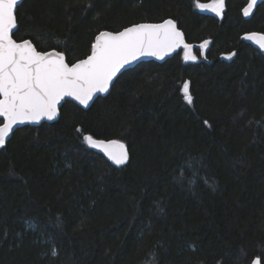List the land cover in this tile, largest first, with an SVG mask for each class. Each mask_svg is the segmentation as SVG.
Segmentation results:
<instances>
[{
    "label": "trees",
    "instance_id": "obj_1",
    "mask_svg": "<svg viewBox=\"0 0 264 264\" xmlns=\"http://www.w3.org/2000/svg\"><path fill=\"white\" fill-rule=\"evenodd\" d=\"M212 1L21 2L13 38L69 64L103 30L166 18L197 59L141 61L88 108L65 100L56 121L14 130L0 148V264H264V55L240 38L264 32V2L244 19L246 0L220 16L196 6ZM84 135L123 141L129 159L109 163Z\"/></svg>",
    "mask_w": 264,
    "mask_h": 264
},
{
    "label": "snow or ice",
    "instance_id": "obj_2",
    "mask_svg": "<svg viewBox=\"0 0 264 264\" xmlns=\"http://www.w3.org/2000/svg\"><path fill=\"white\" fill-rule=\"evenodd\" d=\"M20 2L0 0V148L5 146L15 126L56 119L66 97L88 106L96 93L109 91L113 78L121 69L142 56L164 59L182 46L185 61L197 59L192 46L184 42V35L176 23L167 19L162 23L133 25L116 33L101 32L91 46L90 55L69 65L62 52H40L29 40L17 42L13 38L18 27L15 12ZM256 3L257 0H250L243 15L249 16ZM196 6L210 8L221 15L224 0H214L211 5L198 3ZM245 39L254 41L264 50V34H248ZM207 44L205 41L200 48ZM234 55L229 54L226 58L231 59ZM181 91L184 100L191 104L193 98L187 81ZM83 141L103 151L116 165H123L129 159L121 141L97 140L91 135H84ZM252 264H262L261 257H256Z\"/></svg>",
    "mask_w": 264,
    "mask_h": 264
},
{
    "label": "water",
    "instance_id": "obj_3",
    "mask_svg": "<svg viewBox=\"0 0 264 264\" xmlns=\"http://www.w3.org/2000/svg\"><path fill=\"white\" fill-rule=\"evenodd\" d=\"M22 1H23V0H21V2H22ZM246 1H247L246 4H245V5L242 7V9H241V13H242V16H243L244 19H250V18L253 16V14H254V12H255L257 6H258L260 3L264 2V0H257L256 5H254L253 9L251 10L250 15L247 16V17L243 15V10H244L246 7H248V5H249V3H250V0H246ZM21 2L18 4V6L21 4ZM16 10H17V9H16ZM15 14H16V12H15ZM167 19H171V18H166V19H164V20H167ZM164 20H163V21H164ZM171 20H173V19H171ZM163 21H160V22H138V23H135V24H131V25H129V26H126V27L122 28V29L119 30V31H122V30L125 29V28L131 27V26H133V25H137V24H142V23L156 24V23H162ZM173 21H174V20H173ZM174 22H175V21H174ZM175 23H176V22H175ZM176 26H177V24H176ZM177 28H178L179 31L182 32V30L179 29L178 26H177ZM15 30H16V29H15ZM15 30H14V31H15ZM105 31H106V32H112V33L119 32V31H110V30H103V31H101V32H105ZM101 32L97 33L96 36L99 35ZM182 33H183V32H182ZM252 33H256V34H264V32H260V31H249V32H245V33H243V34L241 35V37H240L241 40H243L244 42L250 44L251 46H253L255 49H257L260 53H262V54L264 55V50H261V49L259 48V46L255 44L254 41H249V40L245 39V36H246V35H248V34H252ZM96 36L94 37L93 43L95 42V38H96ZM24 40H29L30 42H32L30 39H24ZM21 41H23V40H21ZM21 41H17V42H21ZM184 42L187 43V42L185 41V38H184ZM93 43H92V44H93ZM32 44H33V43H32ZM187 44H189V43H187ZM33 45H34V44H33ZM189 45H191L192 47H193V46H196L195 44H189ZM200 45H201V44H200ZM200 45H199V46H200ZM91 46H92V45H91ZM36 49H37V48H36ZM181 49H183L182 46H181L180 48L176 49L174 52H171V53H169L168 55H166V56L164 57V59H159L158 57H154V56H142V57L138 58L136 61H133L131 64L126 65L125 68L121 69V71H120L119 73H117V76L113 78V82H112V84L114 83L115 79L118 77V75H119L120 73H122L124 70H126V69H128V68H132V67H134L137 63H139V62H141V61H149V60H153V61H156V62L162 63V62L166 61L167 59L171 58L172 56H174L175 54H177ZM37 51H39V50L37 49ZM51 51H57V52H60V51H58V50H56V49H51V50H47V51H40V52H51ZM90 52H91V49H90ZM62 53H63V52H62ZM63 54H64V53H63ZM88 55H90V53H89ZM88 55H87V56H88ZM87 56H86V57H87ZM86 57H84V58H82V59H85ZM82 59H79V60H82ZM65 60H66V58H65ZM79 60H77V61H79ZM77 61H75L74 63H76ZM66 62H67V61H66ZM67 63H68V62H67ZM68 64H69V63H68ZM72 64H73V63H72ZM69 65H71V64H69ZM187 82H188V81H187ZM112 84L109 86V90H110V88L112 87ZM108 92H109V91H108ZM108 92H106V93H96V94L94 95L93 99H92L91 101H89L88 106L81 105V104H79L78 101H75L74 99H72V98H70V97H66L65 100L73 101L74 103H76V104L79 105L80 107L86 109V108H88V107L92 104V102L95 100V98H96L98 95H106ZM65 100H64V101H65ZM64 101L61 102V106H62V104L64 103ZM61 106H60V108H61ZM60 108H59V114H60ZM58 118H59V115H58V117H57L56 119H54V120H52V121H49V120H47V119H42L39 123H24V124H20V125L15 126V127H14V130L17 129V128H19V127L25 126V125L37 126V125H39V124L42 123V122H53V121H56ZM0 119L2 120V118H0ZM13 132H14V131H13ZM13 132H12V133H13ZM12 133H11L10 136L7 138V140L11 137ZM94 139H97V140H104V141H110V140H118V141H121V140H119V139H99V138H94ZM7 140H6V141H7ZM121 142L124 143L123 141H121ZM124 144H125V143H124ZM125 147H126V149H127V146H126V145H125ZM91 148H92V147H91ZM92 149H93L95 152L101 154V155H102V156H103V157H104L109 163H111V164H113V165H116L113 161H111V160H110V159L104 154L103 151H101L100 149H95V148H92ZM127 151H128V149H127ZM255 258H256V257H254V258L251 260V262H250L249 264H252V261H253Z\"/></svg>",
    "mask_w": 264,
    "mask_h": 264
},
{
    "label": "rangeland",
    "instance_id": "obj_4",
    "mask_svg": "<svg viewBox=\"0 0 264 264\" xmlns=\"http://www.w3.org/2000/svg\"><path fill=\"white\" fill-rule=\"evenodd\" d=\"M213 2L214 1H212V2H209V3H207V4H205V5H211V4H213ZM201 9V8H200ZM203 11H206V12H210V13H212V14H214V15H217L215 12H213L210 8H208V9H202ZM223 10H224V8H223ZM205 42V41H204ZM203 42V43H204ZM207 46V45H206ZM206 48V47H205ZM192 53H193V55H195L194 54V52H193V50H192ZM183 56H184V49H183V53H182V58H183ZM184 60V59H183Z\"/></svg>",
    "mask_w": 264,
    "mask_h": 264
},
{
    "label": "flooded vegetation",
    "instance_id": "obj_5",
    "mask_svg": "<svg viewBox=\"0 0 264 264\" xmlns=\"http://www.w3.org/2000/svg\"><path fill=\"white\" fill-rule=\"evenodd\" d=\"M247 2V1H246ZM207 4V3H206ZM246 4V3H245ZM210 13V12H209ZM216 16H220V15H216ZM203 51V50H202Z\"/></svg>",
    "mask_w": 264,
    "mask_h": 264
}]
</instances>
